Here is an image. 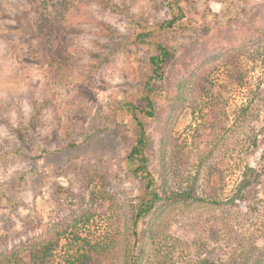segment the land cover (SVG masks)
Returning <instances> with one entry per match:
<instances>
[{"label":"rangeland","instance_id":"1","mask_svg":"<svg viewBox=\"0 0 264 264\" xmlns=\"http://www.w3.org/2000/svg\"><path fill=\"white\" fill-rule=\"evenodd\" d=\"M182 5L186 19L171 31L160 27L169 18L162 0H0V254L60 233L49 264H67L87 243L104 242L115 249L102 264H127L129 255L139 264L227 257L224 238L213 241V212L204 206H161L157 223L148 216L138 236H129L140 205L151 202L143 195L145 172H132L136 127L122 106L139 101L148 74L150 53L133 44L139 28L174 52L156 115L141 119L150 162L176 141L193 156L209 148H196L193 137L215 95L226 126L227 116L232 124L240 108L253 104L251 124L239 137L256 131L252 163L264 165V37L256 31L264 28V0ZM200 74H207L209 93L191 109L187 86ZM20 125L28 126L27 147L12 131ZM223 137L216 152L227 198L241 159L234 154L227 162V132ZM228 140L234 143L237 132ZM22 151L27 159L13 153Z\"/></svg>","mask_w":264,"mask_h":264},{"label":"trees","instance_id":"2","mask_svg":"<svg viewBox=\"0 0 264 264\" xmlns=\"http://www.w3.org/2000/svg\"><path fill=\"white\" fill-rule=\"evenodd\" d=\"M109 3V0H103ZM168 10L169 18L160 24L162 30H176L181 28L186 19L182 0H162ZM46 23V20H43ZM47 24V23H46ZM257 33L264 37V28L257 29ZM152 32L147 28H139L134 34L133 44L138 49L150 53L147 59L148 74L142 86V95L137 103L125 102L123 108L129 113L136 127L135 143L131 148L132 164L145 172L142 178L143 195L151 196V202L140 205L136 216L131 220L134 231L129 236H138L137 229L140 222L148 216L150 224L157 223L159 208L174 209L182 206L185 209L204 206L213 212L210 224L215 232L216 245L222 241L227 242V257L203 258L196 264H264V165H254V150L258 146L256 131H251L245 138L239 137V130L249 127L252 103L239 109L237 117L232 124L225 123L226 116L223 108L219 107L220 100L215 95L208 101L205 115L202 117V128H196L193 145L199 148L208 144L209 148L201 150L196 156L185 152L184 146L177 141L169 146L157 162H150L148 152L150 141L146 137V130L141 119H152L156 115L155 97L160 85L165 81V67L173 58L174 52L166 45L151 38ZM231 61H229V65ZM238 74V71L236 72ZM207 74H200L188 83L186 97L188 107L196 109V104L202 101L209 90L207 89ZM185 97V96H184ZM212 101V102H211ZM205 103V102H204ZM205 111V110H203ZM254 119V118H253ZM237 121V122H236ZM32 123V126L36 123ZM227 127V128H226ZM16 139L27 147L29 130L27 125H20L12 129ZM227 132V162L230 163L233 155L241 159L240 177L227 198L222 197L224 185L219 172V152L216 149L222 146V139ZM237 132V140L229 143V136ZM17 157H25V152H13ZM165 155V156H164ZM264 159V158H263ZM156 164V166H153ZM12 194H14L12 192ZM6 195H10L7 193ZM159 202V207L156 205ZM131 229V227H130ZM239 229V230H236ZM214 236V235H213ZM60 233L51 234L43 240L31 238L25 242L20 241L12 249L0 254V264H49L53 250L58 246ZM155 241V240H151ZM115 245V244H114ZM134 248L138 242H135ZM84 249V248H83ZM115 246L102 243L87 247L82 253L76 252L68 255L67 264H102L114 252ZM215 249L220 250V247ZM214 249V250H215ZM213 250V251H214ZM144 254L143 248L141 249ZM127 264H139L140 259L128 256ZM27 258L28 261L25 260ZM156 264H164L162 258Z\"/></svg>","mask_w":264,"mask_h":264}]
</instances>
